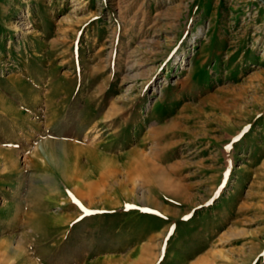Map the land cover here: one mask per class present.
Returning a JSON list of instances; mask_svg holds the SVG:
<instances>
[{
  "label": "rangeland",
  "instance_id": "1",
  "mask_svg": "<svg viewBox=\"0 0 264 264\" xmlns=\"http://www.w3.org/2000/svg\"><path fill=\"white\" fill-rule=\"evenodd\" d=\"M0 264H264V0H0Z\"/></svg>",
  "mask_w": 264,
  "mask_h": 264
},
{
  "label": "bare ground",
  "instance_id": "2",
  "mask_svg": "<svg viewBox=\"0 0 264 264\" xmlns=\"http://www.w3.org/2000/svg\"><path fill=\"white\" fill-rule=\"evenodd\" d=\"M82 197V196H81ZM92 204H94L93 202H92ZM96 204H94L93 206H95Z\"/></svg>",
  "mask_w": 264,
  "mask_h": 264
}]
</instances>
